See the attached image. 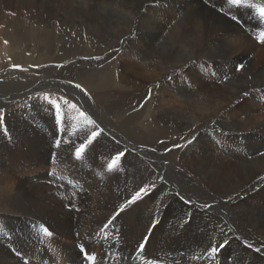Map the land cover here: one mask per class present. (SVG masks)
<instances>
[{
	"label": "bare ground",
	"instance_id": "bare-ground-1",
	"mask_svg": "<svg viewBox=\"0 0 264 264\" xmlns=\"http://www.w3.org/2000/svg\"><path fill=\"white\" fill-rule=\"evenodd\" d=\"M0 8L13 12L7 35L18 49L27 36L23 38L18 20L24 10L29 18L45 15L64 27L97 24L116 36L115 43L123 40L121 45L140 43L132 53L143 66L129 68L137 75L149 72L146 78L151 83L163 77L159 88L170 93L181 111L174 116L179 120L161 121L163 130L158 122L137 127V139L161 146L169 136L185 137L188 151L183 167L180 159L172 163L183 170L182 177L177 176L182 186L176 182L175 188L146 165L141 173L122 162L111 170L82 166L84 156L77 161L66 142L56 143V134H26L18 138L19 145L13 137L1 139L0 264H90L78 256L77 245L96 255L95 264H264V249L257 253L232 241L225 223L229 209L238 212L244 233L264 246V43L258 44L264 37V18L259 14L264 0H241L240 5L227 0L207 4L204 0H0ZM67 53L62 51V56ZM0 69L3 75L13 70L7 62ZM76 69V74L82 73V65ZM54 125L42 121L27 128L47 131ZM170 126L175 130L172 135ZM207 130L210 135L203 134ZM193 132L197 142L188 144ZM85 157L97 163L115 156L93 152ZM130 159L137 162L133 156ZM145 184L150 195L105 228L120 204ZM180 197L190 199L192 206L184 205ZM211 203L216 204L208 207ZM147 235L154 248L137 256L143 251L137 252L139 242ZM225 239L228 247L221 256L209 259V244Z\"/></svg>",
	"mask_w": 264,
	"mask_h": 264
},
{
	"label": "rangeland",
	"instance_id": "rangeland-1",
	"mask_svg": "<svg viewBox=\"0 0 264 264\" xmlns=\"http://www.w3.org/2000/svg\"><path fill=\"white\" fill-rule=\"evenodd\" d=\"M0 11V24L2 23V25H0V34L3 33L0 35V65L2 67L7 62V64L13 68V72L9 71L6 75L1 74L3 71L0 69V116L3 117V119L0 120V140L13 137L12 139L17 144L19 142L18 138L26 136V134L33 137L40 135L42 132H47L48 134H56V143L60 144L66 142V146L76 155V150L82 143L88 142L92 131L102 130L103 138L101 139L98 137L100 145L94 148L93 144H89L88 147L85 148L83 154L81 153L80 156H84V161L81 164L82 166H107L105 168H109L108 166L112 159L94 163L92 160H90V162L89 159L85 160V155L97 152L103 154V156H115L117 154L116 150L119 148L123 149L126 153H130V155H127L126 158H122L114 167H117L119 162H122L127 169L129 167L130 170L141 173V171L144 170L142 167L146 165L148 168H152L159 172L162 180L167 186L176 188V182H178L179 187L182 186L180 184L181 180L177 176L182 177L181 173L183 170L181 169V171L179 167H176L172 163L179 159L183 161L185 154L188 152L187 145L184 144L185 137L175 136L171 138L169 136V139L162 140L163 144L159 143L161 146L146 143L142 144L138 140L140 132L137 127L145 129L149 123L155 124L158 122L160 123L159 126L162 128L163 124L161 125V121L163 122L164 120L165 122H169L172 120H179L174 116H180L179 111H181V105L170 100V93L167 90L163 92V90L159 88L163 77H159L158 80L151 83L149 79L146 78L149 72L146 73L145 71L146 74L141 72L137 75L129 68L132 65L143 66L140 63H136L138 62V58L132 53V50H135V43L138 45H140V43L133 41L121 45L123 40H121V42L118 40L115 43L116 36L112 35L108 30L102 31L97 24L90 25L86 23L82 26L68 25L65 26V28L61 25V21L56 22L53 21L52 18L48 20L45 15H43L42 18L38 17V20L36 17L29 18V13L27 10H24L22 11V16L20 15L18 20L22 36L27 35L25 38L23 36L24 39L22 40L24 45L26 44L27 46L22 45L21 49L23 51H21V49L12 45L11 41H9L11 37L7 35L9 31L7 24L11 23V19L14 17L13 12L2 10L1 8ZM24 29L26 30L24 31ZM26 31L31 34H24ZM28 38L31 39L29 40ZM118 42L120 43L119 45ZM258 44L260 46L263 45L261 41L258 42ZM108 45H111L110 49ZM45 46L48 49H46ZM124 46H126L127 49ZM28 48L31 49L30 52ZM18 51H20L19 55L17 54ZM62 51H67V55L62 56ZM37 52H39V54ZM119 52L121 53L119 54ZM109 56L110 59H108ZM36 58H38V61H35ZM106 59L109 62H106ZM16 61H18V63H16ZM78 64L82 65L83 69L82 73H78L79 75L75 73ZM154 64L156 65V63ZM149 69L152 70V67H149ZM16 71L20 74L19 79L15 78ZM132 73L134 74L133 77ZM59 76L61 77L59 78ZM78 83L85 89L87 95L73 86ZM154 94L156 96H154ZM163 97L166 99H163ZM18 103L22 105H18ZM161 103H164V106ZM73 105H75V107H73ZM194 109L195 108L191 107L189 110L199 116V112ZM80 112H84L94 123L89 124L88 121L85 120V117L80 115ZM166 112L169 113L166 115L164 114ZM161 113L162 115H160ZM167 116L175 119L166 118ZM42 121L54 123L55 125L52 129H47V131H42L39 128L34 129L33 127L31 129L27 128L29 124L35 125ZM129 124L131 127H129ZM164 127L167 128L166 125ZM155 128L157 127L155 126ZM163 129L164 128H162V130ZM169 129H171L170 131L167 129L170 132L169 135H172L174 133L173 131H175L173 126H170ZM206 133L210 135L209 130L205 131L203 134ZM132 139H136L138 142H132ZM14 141L11 142V144H13ZM19 144L20 142L17 145ZM176 144L183 145V147L176 149L173 147ZM164 145H167V147H163ZM2 146L3 145L0 143V150L3 148ZM10 147H12L11 149L13 151L18 150L15 146L13 147L11 145ZM58 149L59 146L56 147V151ZM167 149L172 150L167 151ZM131 156L135 157L137 162L131 160ZM79 160L80 158L77 157V161ZM184 164L185 160L182 162L181 167H183ZM192 176L198 179L194 172ZM182 191L183 189L180 188L182 196L184 195L185 197L187 194ZM215 204L216 203H211L208 204V206H215ZM237 213L238 212L229 209V215H225L227 217V222L225 221V223L228 226V234L230 235H227V237H234L235 239L232 241L240 242L244 245L245 249H252L245 247L248 243H251L253 247H261V249H264V246L244 233L245 225H243V223L241 224ZM37 236L38 232L35 230L33 233L34 240H36ZM150 236L151 235H147V241L142 240V242L145 243L143 251L138 246L137 252H142L137 256L145 254V249L154 248L151 246L153 242L150 241Z\"/></svg>",
	"mask_w": 264,
	"mask_h": 264
},
{
	"label": "snow or ice",
	"instance_id": "snow-or-ice-1",
	"mask_svg": "<svg viewBox=\"0 0 264 264\" xmlns=\"http://www.w3.org/2000/svg\"><path fill=\"white\" fill-rule=\"evenodd\" d=\"M227 2L231 5H240L241 4V0H227ZM204 3L207 4L208 0H204ZM259 14L261 16V18H264V8H260L259 9ZM232 20H235L236 17L233 16L231 18ZM261 42L264 43V37L261 38ZM237 71H239L240 69H236ZM76 89H79L80 92H83L85 95H87V92L85 91V89L80 85V84H75L73 85ZM151 91V90H149ZM245 95H247V93H245ZM67 102V101H65ZM73 107H75V105H73ZM81 116L85 117V120L88 121L89 124H93L94 121H92L91 119H89L84 112H80ZM3 117L0 116V120H2ZM58 119V117H57ZM99 138H103L102 137V130L97 131L94 130L91 133V137L88 140L87 143H82L80 145V147L76 150V156L79 157L81 155L82 152H84L85 148L88 147L89 144H93V147H98L100 145V140ZM197 142V137L195 135V132H193V136L191 138H189L187 140L188 144H195ZM160 143H163V141H160ZM176 149H179L181 147H183V145L180 144H176L173 146ZM172 149H167V151H171ZM117 154L115 155V157L112 159L111 163L109 164V169L111 170L118 161H121L122 158H126L127 155H130V153H126L123 151V149H117ZM154 151V149H153ZM149 185L145 184L143 187H140L138 191H136L130 199L126 200L124 203L120 204L119 206V210L116 213V216L113 217L112 220H109L107 224L104 225L105 228H108L109 225H111L113 223V221L115 220L116 217H118L121 213H124L126 210L131 209V207L133 205H136L139 201H141L144 197L149 196ZM181 200H183L184 205L188 206L189 208L192 206V201L190 199H185L184 197H180ZM201 207H206L205 205H201ZM210 207V206H208ZM153 227H155V223H153ZM45 232L47 235L51 236L52 233L49 232L47 229H45ZM143 241H147L148 237L145 236L142 238ZM77 247L79 248V253L78 256L81 257L82 261L83 260H92L94 259L91 254L87 251V249L85 248L84 245H77ZM139 247L141 250H143L145 248V243L144 242H139ZM228 247V241L225 239L224 241L220 242L217 245H211L209 244L208 248H207V256L209 259L212 260H217L218 257L221 256L222 252ZM246 248H252L253 251L260 253L262 251L261 247H253V245L251 243H248L245 245ZM25 264H27V262H25Z\"/></svg>",
	"mask_w": 264,
	"mask_h": 264
}]
</instances>
